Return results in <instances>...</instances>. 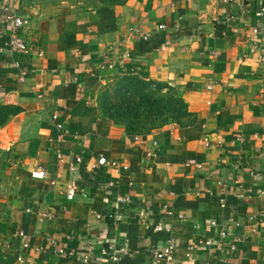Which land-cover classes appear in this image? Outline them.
<instances>
[{"label": "crops", "instance_id": "1", "mask_svg": "<svg viewBox=\"0 0 264 264\" xmlns=\"http://www.w3.org/2000/svg\"><path fill=\"white\" fill-rule=\"evenodd\" d=\"M62 4L64 13L45 0H0V27L14 14L28 20L25 53L0 38V99L24 107L12 128L31 138L27 204L6 264H16L22 231L30 264H82L61 249L90 252L92 264H156L153 245L168 240L173 264H264V0H128L80 13ZM127 76L177 89L192 122L130 135L101 118L98 92ZM101 157L129 169L106 171ZM39 170L48 177L33 178ZM125 197L144 212L122 208ZM213 222L243 236L233 257L203 244ZM116 245L131 252L118 263L103 255Z\"/></svg>", "mask_w": 264, "mask_h": 264}, {"label": "rangeland", "instance_id": "2", "mask_svg": "<svg viewBox=\"0 0 264 264\" xmlns=\"http://www.w3.org/2000/svg\"><path fill=\"white\" fill-rule=\"evenodd\" d=\"M45 2L55 5L58 11L63 13L67 9L62 3L76 6L77 13L82 12L81 9L89 7L101 8V4L95 0H45ZM79 3H82L83 6L78 5ZM122 79L108 84L98 92L96 109L101 118L113 121L112 118L116 117L118 120L120 114L115 111V108L120 93L124 94L125 87L131 85L130 83L125 85L119 83L118 81ZM122 88L124 89L121 90ZM24 112V107L0 99V264H6L12 259L10 251L13 239L20 231L21 215L27 204L24 201L26 179L24 156L26 157V150L23 151V149L31 142V138L21 137L22 135L12 128L13 123ZM179 122L184 126L190 124L192 119L182 117Z\"/></svg>", "mask_w": 264, "mask_h": 264}, {"label": "built area", "instance_id": "3", "mask_svg": "<svg viewBox=\"0 0 264 264\" xmlns=\"http://www.w3.org/2000/svg\"><path fill=\"white\" fill-rule=\"evenodd\" d=\"M17 1V0H16ZM264 12V10H263ZM6 26L0 27V38L4 39V46L6 49H8L11 52H18V53H25L28 50V46L24 39L21 36V31L25 27V25L28 24V20L24 19L16 14H14L12 17L8 18L6 20ZM165 29L166 27L163 26ZM141 28H132L130 29V33L133 35H140L141 34ZM142 38L147 41L149 36H142ZM42 56V55H40ZM110 61L109 57H106V62ZM16 67H19V63L14 64ZM112 67V66H111ZM105 66L102 65V69H104ZM27 75V72H22V76ZM58 156L60 159H62V156L60 153H58ZM98 165L103 167L106 171H110L114 174L121 175L124 171H127L129 168L127 165H124L123 163H120L116 159H108L106 157H101L98 160ZM33 178L35 179H46L48 177V174L44 170H39L33 173ZM53 185L57 184V181H54L52 183ZM78 188L76 184H72L67 192L66 198L69 201H73L77 195ZM118 203L122 208H130V200L129 198H120L118 199ZM225 207V205H224ZM139 205L135 204L132 209V211L139 210V213H143L144 209L140 208ZM109 218H114L113 215H109ZM264 219V216H263ZM236 226L240 228L242 225L241 223H237ZM212 230V232L216 229L215 236H207L206 240L203 241V244L205 246L213 247L217 245L219 247L220 252L222 253L224 258H230L236 255L240 251V245L243 242V236L237 233L236 231H230L229 228H226L222 231H219L216 223H211V226H209ZM154 229V228H153ZM219 233V234H218ZM210 234V233H209ZM218 234V235H217ZM219 237V239H217ZM19 239L21 240V248L17 255L16 264H30L29 259V251H31V242L29 235L22 231L19 233ZM176 243L174 240H168L166 243H164L161 247H156L153 245L152 249V255L153 259L156 264H173L175 260L176 255ZM192 249V248H191ZM44 251L43 247H38L34 249V252L36 253H42ZM61 256H67L68 258L72 260H77L82 264H92L93 263V255L92 253H74V252H66L64 250H60L58 252ZM131 252H129L126 249L120 248L118 245L114 247H104L103 255L109 256L111 262L118 263L120 258L130 256Z\"/></svg>", "mask_w": 264, "mask_h": 264}, {"label": "trees", "instance_id": "4", "mask_svg": "<svg viewBox=\"0 0 264 264\" xmlns=\"http://www.w3.org/2000/svg\"><path fill=\"white\" fill-rule=\"evenodd\" d=\"M92 1V0H89ZM101 7L119 6L128 0H95ZM4 45V39H2ZM126 92L120 93L115 111L120 114L116 124L124 125L130 135H147L160 130L170 123H179L182 117H189L188 106L179 91L168 84L144 81L127 76L118 81ZM117 82V84H118ZM122 88L121 90H123Z\"/></svg>", "mask_w": 264, "mask_h": 264}]
</instances>
